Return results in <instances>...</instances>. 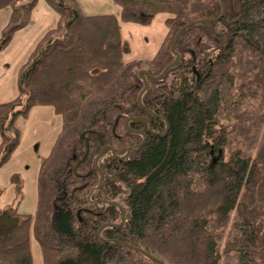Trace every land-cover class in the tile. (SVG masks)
<instances>
[{
    "label": "trees",
    "instance_id": "1",
    "mask_svg": "<svg viewBox=\"0 0 264 264\" xmlns=\"http://www.w3.org/2000/svg\"><path fill=\"white\" fill-rule=\"evenodd\" d=\"M39 1L0 0L11 8L0 51ZM224 1L220 20L184 30L179 63L148 80L141 104L140 71L160 75L180 29L219 17L221 1L114 0L119 18L46 0L58 21L20 67L18 96L0 104V167L35 106H53L62 127L41 163L36 213L0 207V264H34L32 235L43 264H161L125 243L166 264H264V0ZM163 12L155 56L125 61L120 21L148 25ZM141 132L144 144L120 158ZM105 147L117 156L98 160Z\"/></svg>",
    "mask_w": 264,
    "mask_h": 264
},
{
    "label": "rangeland",
    "instance_id": "2",
    "mask_svg": "<svg viewBox=\"0 0 264 264\" xmlns=\"http://www.w3.org/2000/svg\"><path fill=\"white\" fill-rule=\"evenodd\" d=\"M85 14L113 13L119 18L120 7L114 0H78ZM11 8L0 11V45L3 30L9 23ZM170 13H159L148 25L120 21L121 35L131 52L125 61L151 59L157 53L168 31L166 18ZM58 14L46 0H40L32 11L31 20L18 30L6 49L0 51V104L15 99L19 94L18 74L37 42L47 30L56 26ZM20 130V143L10 160L0 167V207L14 203L20 212L35 214L39 199V172L62 127V117L53 106H35L27 117L20 116L15 123ZM0 131V142H1ZM124 206V204H122ZM32 253L35 264H43L37 240L32 235Z\"/></svg>",
    "mask_w": 264,
    "mask_h": 264
},
{
    "label": "water",
    "instance_id": "3",
    "mask_svg": "<svg viewBox=\"0 0 264 264\" xmlns=\"http://www.w3.org/2000/svg\"><path fill=\"white\" fill-rule=\"evenodd\" d=\"M220 1H221V4H222V13H221V15H220L219 17H217V18H213V19H201V20H196V21H193V22L188 23V24L185 25L182 29H180V31L178 32V34H177V36H176V39H175V41H174V44L172 45V51H173V53L175 54V60H174L171 64H169V65L164 69V71H163L160 75H158V76L152 75V74L149 73V71H148L147 69H142V70L140 71L141 78L143 79V81H144V83H145V87H144V89L141 91V93H140V95H139V101H140L141 104H142V97H143V94L145 93V91L148 89V86H149V81H148V80H149V79H158V78L162 77L164 74H166V73L168 72V70H169L170 68L176 66V65L179 63V61H180V56H179L178 52L176 51V46L178 45L179 40H180L181 35H182V33L184 32V30H185L186 28H188L190 25L195 24V23H199V22H202V23H209V22H212V21H218V20H220V19L225 15V12H226L225 1H224V0H220ZM164 119H165V118H164ZM130 120H131V119L127 120V123H129ZM134 120H148V118H134ZM165 120H166V119H165ZM148 121H149V120H148ZM166 121H167V120H166ZM150 130H151V132H153V133L155 132V131L153 130L152 126H150ZM168 130H169V124L167 123L166 131H165L162 135L166 134V133L168 132ZM141 134L144 136L143 141H142L140 144H138V145H135V146L130 147V148L128 149V152H127L124 156H122V157H120V158H125V157H127V156L130 154V152H131L134 148L139 147V146H142V145L144 144V142H145L146 139H147V133H145V132H141ZM83 136H85V134H83ZM108 149H111V150L113 151V154H114L115 156H117V153H116V151H115V149H114L113 147H105V148L102 150L100 156L98 157V160H99L100 157H102V156L104 155V153H105ZM97 167H98V170L100 171V174H101V177H102V180H103V179H104V173H103V171L99 168L98 163H97ZM101 185H103V182L101 183ZM116 205H117V206L121 209V211H122V219H123V221H122L121 223H123V222H125L126 218L129 216V214H126V213H125L124 207H123V205L121 204V202L116 203ZM121 223H120V224H121ZM118 225H119V224H118ZM100 236H102L101 233H100ZM124 243H125V242H124ZM125 244H126L127 246L133 248V249H137V250H139V251L145 253L147 256H149V257H151L152 259H154V260L160 262L161 264H166L165 262L161 261V260L158 259L157 257H155V256H153V255H151V254H149L148 252L144 251V250L141 249V248L135 247V246H133V245H131V244H128V243H125Z\"/></svg>",
    "mask_w": 264,
    "mask_h": 264
},
{
    "label": "flooded vegetation",
    "instance_id": "4",
    "mask_svg": "<svg viewBox=\"0 0 264 264\" xmlns=\"http://www.w3.org/2000/svg\"><path fill=\"white\" fill-rule=\"evenodd\" d=\"M130 121H131V120H130ZM130 121H129V122H130ZM147 137H148V134H147ZM143 139H144V136H143ZM108 150H110V149H108ZM108 150H107V151H108ZM107 151H106L104 154H106ZM106 201L108 202L109 200H106Z\"/></svg>",
    "mask_w": 264,
    "mask_h": 264
},
{
    "label": "crops",
    "instance_id": "5",
    "mask_svg": "<svg viewBox=\"0 0 264 264\" xmlns=\"http://www.w3.org/2000/svg\"><path fill=\"white\" fill-rule=\"evenodd\" d=\"M170 17V16H169ZM167 19V18H166ZM33 254V253H32ZM35 264V263H34Z\"/></svg>",
    "mask_w": 264,
    "mask_h": 264
}]
</instances>
